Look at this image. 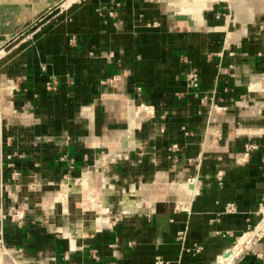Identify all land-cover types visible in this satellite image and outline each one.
<instances>
[{"label": "crops", "instance_id": "1", "mask_svg": "<svg viewBox=\"0 0 264 264\" xmlns=\"http://www.w3.org/2000/svg\"><path fill=\"white\" fill-rule=\"evenodd\" d=\"M54 3L0 0L4 264H220L264 217V0Z\"/></svg>", "mask_w": 264, "mask_h": 264}, {"label": "built area", "instance_id": "2", "mask_svg": "<svg viewBox=\"0 0 264 264\" xmlns=\"http://www.w3.org/2000/svg\"><path fill=\"white\" fill-rule=\"evenodd\" d=\"M89 0H72L67 6L63 7V6H51L49 7L44 13H42V15H40L35 21L34 23H37L38 21L42 20L45 16V14L49 13V12H53L55 11L54 9L56 8H60L59 10L62 11L70 6H72L73 4H76V3H83V2H87ZM97 11L100 13V15H109V16H114L115 15V12L112 11V10H109L107 8V6H104V5H100L98 8H97ZM19 34V31L17 32V34H15L14 36L18 35ZM7 54V50L4 46L0 47V60ZM186 81H187V85H188V88L196 93L197 95H200L201 94V82H200V73H199V70L196 69V68H190L187 73H186ZM58 85H59V79L56 78L55 76H50L49 80L47 81L46 83V86H47V89L50 90V91H55L57 90L58 88ZM210 98L209 97V94H205L204 96H202V101H206V99ZM213 98V97H212ZM220 184L222 183V178L219 176L218 178ZM236 210V206L234 204H229L225 211L226 212H232V211H235ZM14 217L16 218H21L22 217V214H20V212L18 210H15V214H14ZM179 238L181 240L184 239V235L181 233L179 235ZM3 234L2 232L0 231V246L3 247ZM2 244V245H1ZM191 250H194V251H197V252H200L202 250V246H199V245H195L193 248H188V251H191ZM259 257L264 261V253H259L258 254Z\"/></svg>", "mask_w": 264, "mask_h": 264}, {"label": "bare ground", "instance_id": "3", "mask_svg": "<svg viewBox=\"0 0 264 264\" xmlns=\"http://www.w3.org/2000/svg\"><path fill=\"white\" fill-rule=\"evenodd\" d=\"M35 1V0H34ZM72 0H55L54 5L57 6H67ZM38 3V2H37ZM45 4V3H44ZM85 185V184H84ZM74 188L76 189H81V186L79 185H74ZM84 189V188H83ZM69 191V190H68ZM76 191V190H75ZM91 202V201H90ZM98 205V204H97ZM101 205V204H100ZM91 207V206H90ZM264 234V220L257 226V228L255 230H253L252 232L246 234L244 237H242L238 243L235 245V247L233 248L234 253H232V255H225L227 257H224L221 259L220 264H229V262L232 260V256L239 254L243 251V249L248 246L251 238L254 235L257 236H262ZM0 252H6V250L0 246ZM230 252V251H229ZM2 254V253H1ZM236 257V256H235ZM234 257V258H235ZM231 264V263H230Z\"/></svg>", "mask_w": 264, "mask_h": 264}, {"label": "rangeland", "instance_id": "4", "mask_svg": "<svg viewBox=\"0 0 264 264\" xmlns=\"http://www.w3.org/2000/svg\"><path fill=\"white\" fill-rule=\"evenodd\" d=\"M59 9H60V8L58 7V8H56V9H54V10L57 11V10H59ZM16 34H17V33H16ZM17 36H18V35H17ZM8 37H9L8 39H11L13 36H10V35H9ZM14 38H16V37H14ZM14 214H15V211H14L13 215H14ZM22 216H23V215H22ZM263 220H264V217L262 218L261 222H262ZM261 222H260V223H261ZM260 223H259V224H260ZM259 224H258V225H259ZM258 225H257V226H258ZM255 227H256V226H254V227L252 228V230H255V229H256ZM1 245H2V244H1ZM3 248L6 250L5 253H8V252H9L8 248L5 247L4 244H3ZM1 253L4 254V252H0V262H1L2 264H4V263L7 262V260L9 259V258H8V257H9V256H8L9 253H8L7 255H5V258H4L2 261H1V257H2V254H1ZM10 259H12V258H10ZM1 263H0V264H1Z\"/></svg>", "mask_w": 264, "mask_h": 264}, {"label": "water", "instance_id": "5", "mask_svg": "<svg viewBox=\"0 0 264 264\" xmlns=\"http://www.w3.org/2000/svg\"><path fill=\"white\" fill-rule=\"evenodd\" d=\"M226 255H230V252H228Z\"/></svg>", "mask_w": 264, "mask_h": 264}]
</instances>
